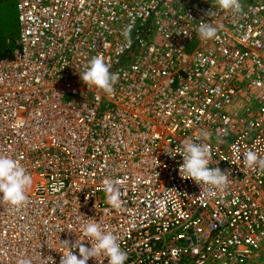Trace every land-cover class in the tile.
Wrapping results in <instances>:
<instances>
[{"label": "built area", "instance_id": "obj_1", "mask_svg": "<svg viewBox=\"0 0 264 264\" xmlns=\"http://www.w3.org/2000/svg\"><path fill=\"white\" fill-rule=\"evenodd\" d=\"M12 1L0 154L32 183L26 205H0V264H59L61 242L83 238L89 218L118 236L125 264H264V172L243 159L264 157V0H240V14L215 0ZM201 19L217 37L196 34ZM98 54L119 73L112 95L81 80ZM202 130L209 167L229 172L224 191L182 179V157L165 151ZM107 178L120 209L106 202ZM97 260L87 264H107Z\"/></svg>", "mask_w": 264, "mask_h": 264}, {"label": "clouds", "instance_id": "obj_2", "mask_svg": "<svg viewBox=\"0 0 264 264\" xmlns=\"http://www.w3.org/2000/svg\"><path fill=\"white\" fill-rule=\"evenodd\" d=\"M215 4L223 10L231 11L233 14H240L243 11L240 0H215ZM205 16L213 18L215 12L210 9L205 12ZM132 27L133 24L130 23L125 26L122 32L129 44L131 42ZM218 31L219 28L214 25V22H206L201 19L195 32L202 39L210 40L217 37ZM182 33L185 36L189 35V31ZM110 68L111 64L105 61L102 54H98L88 61L84 71L79 74L82 82L88 88L94 85L106 94L112 95L114 94V85L119 79V73L110 71ZM132 68L133 71H137L138 65H133ZM222 135H227V130H224ZM209 138V133L202 130L195 140H185L175 148L165 151L173 158L177 154L182 157L183 162L179 165V174L182 179H191L198 183L201 188L207 185L210 189L224 191L229 187V172L222 171L218 166L215 168L209 167L210 148L207 143L197 142ZM243 159L248 168L259 169L264 172V157H259L255 151H246L243 154ZM31 183V175L17 159L0 154V205L9 204L15 207L26 205L29 201L27 189ZM118 183L119 181L110 178L103 181L106 202L114 209L122 207V193L116 186ZM53 190H55V186H53ZM81 232L83 238L78 236L73 242L69 240L61 242L64 245V250L59 251L62 253L59 264H87L90 259L97 260L100 256L107 259V264H125L128 254L121 248L118 242L119 238L112 230H108L94 218H89L81 226ZM84 241H88L91 246H85ZM74 249H78V254L73 251ZM43 258L46 264H56L51 255ZM17 264H33V260L31 257L24 256L18 259Z\"/></svg>", "mask_w": 264, "mask_h": 264}, {"label": "rangeland", "instance_id": "obj_3", "mask_svg": "<svg viewBox=\"0 0 264 264\" xmlns=\"http://www.w3.org/2000/svg\"><path fill=\"white\" fill-rule=\"evenodd\" d=\"M17 18L14 1H0V55H8L16 48Z\"/></svg>", "mask_w": 264, "mask_h": 264}, {"label": "trees", "instance_id": "obj_4", "mask_svg": "<svg viewBox=\"0 0 264 264\" xmlns=\"http://www.w3.org/2000/svg\"><path fill=\"white\" fill-rule=\"evenodd\" d=\"M0 1H2V0H0Z\"/></svg>", "mask_w": 264, "mask_h": 264}]
</instances>
